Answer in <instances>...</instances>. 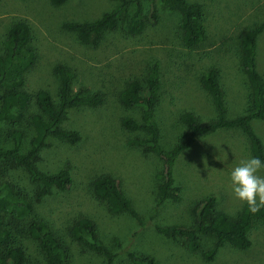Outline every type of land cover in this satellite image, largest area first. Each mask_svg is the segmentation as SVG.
I'll use <instances>...</instances> for the list:
<instances>
[{
	"label": "rangeland",
	"instance_id": "rangeland-1",
	"mask_svg": "<svg viewBox=\"0 0 264 264\" xmlns=\"http://www.w3.org/2000/svg\"><path fill=\"white\" fill-rule=\"evenodd\" d=\"M198 1L205 5L208 38L199 48L188 50L180 42L179 14L165 8L161 0H155L156 21L140 35L108 32L98 46L81 43L73 32L65 29L64 23L92 21L112 9L115 0H66L58 6L52 5L50 0H0V39L10 25L19 20L26 21L31 29L36 62L28 74L26 89L34 92L44 88L55 98L59 82L54 66L63 63L75 74V88L100 91L105 96L101 106L74 109L64 122V127L81 133L79 143L70 145L54 138L47 140L49 146L40 154L38 166L51 172L67 167L72 184L68 191L48 197L40 211L41 216L57 228L79 214L93 216L105 244L117 253L114 264H129L125 256L128 250L151 254L159 264H264V223L253 225L249 249L226 245L210 262L198 253L187 251L182 241L164 238L154 230L156 223H190L192 201L208 193L216 195L219 207L225 210L235 212L242 205L243 202L233 196L228 179L230 167L249 156L247 142L240 133H215L198 140L184 152L174 171L176 183L182 187V199L178 203H166L154 213L155 174L161 162L156 156L129 145V139L141 135L120 125L123 115L138 118L140 109H125L117 100V92L129 79L143 80L154 62L160 68V111L165 118L184 108L205 116L212 114L211 105L198 84L199 74L211 64L220 67L222 79L224 76L226 85H231L229 113L234 116L241 112L240 97L244 87L236 69L233 40L243 26L264 22V0ZM150 6L146 0V14ZM258 44V69L264 76V30ZM252 125L264 142V120H254ZM178 134L179 130H164L162 144L169 147ZM2 144L9 145L1 139ZM104 172L118 179L144 225L126 216H110L92 197L90 182ZM259 174L264 175V170ZM26 182L30 184L27 179ZM212 243V238L202 240L204 249ZM22 247L28 258L26 264H44L45 259L34 240L22 238ZM69 247L71 264H106L102 257L84 251L77 244H69Z\"/></svg>",
	"mask_w": 264,
	"mask_h": 264
},
{
	"label": "trees",
	"instance_id": "trees-1",
	"mask_svg": "<svg viewBox=\"0 0 264 264\" xmlns=\"http://www.w3.org/2000/svg\"><path fill=\"white\" fill-rule=\"evenodd\" d=\"M65 1L50 0L54 6ZM145 1L115 0V6L98 18L67 22L64 27L81 43L93 46L100 45L108 32L140 35L157 19L155 0H149V14L145 13ZM161 2L168 10L179 14L183 47L193 50L206 42V9L202 2ZM263 30L264 22L243 26L233 40L236 69L244 87L240 97L239 110H242L237 115L234 114L239 110L234 116L229 113L231 85H226L220 67L215 64L204 68L198 77V84L211 105L210 116L191 108L180 109L170 118L161 114L162 83L157 62L148 68L143 80L129 79L117 92V100L125 109H140L138 118L132 114L120 118L123 128L141 135L129 139L128 144L156 156L161 162L160 170L155 174L154 213L166 203L181 201L182 187L176 183L174 173L176 162L200 139L222 131L238 132L247 142L248 155L264 159V142L252 125L254 120H264V76L258 69V40ZM35 62L29 24L24 20L12 23L4 38L0 39V140L9 143L0 145V264L27 263L22 238L37 243L44 264H71L69 244H77L84 251L102 257L106 264H114L117 253L105 244L99 223L93 216L82 213L57 228L42 217L40 211L41 204L48 197L68 191L72 184L67 167L51 172L38 166L40 154L49 146L47 140L54 138L70 145L79 143L81 133L64 127V122L74 109L101 106L105 96L100 91L75 88V74L63 63L54 66L59 82L55 98L44 88L31 92L26 89V81ZM164 130H179L178 137L169 147L162 144ZM90 190L92 197L110 216H126L134 223L144 225L132 200L113 174L104 172L94 176ZM189 213L191 222L188 224L156 223L154 230L164 238L182 241L187 251L198 253L209 262L226 245L239 250L249 249L252 243L249 233L253 225L264 223V207L252 213L247 204L242 203L235 212L228 211L219 207L217 197L212 193L193 200ZM204 238L213 239L211 247L203 248ZM125 256L129 264H159L151 254L128 250Z\"/></svg>",
	"mask_w": 264,
	"mask_h": 264
},
{
	"label": "clouds",
	"instance_id": "clouds-1",
	"mask_svg": "<svg viewBox=\"0 0 264 264\" xmlns=\"http://www.w3.org/2000/svg\"><path fill=\"white\" fill-rule=\"evenodd\" d=\"M264 159L248 156L232 165L228 179L233 196L246 203L250 212L255 213L264 207Z\"/></svg>",
	"mask_w": 264,
	"mask_h": 264
}]
</instances>
